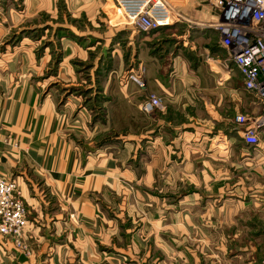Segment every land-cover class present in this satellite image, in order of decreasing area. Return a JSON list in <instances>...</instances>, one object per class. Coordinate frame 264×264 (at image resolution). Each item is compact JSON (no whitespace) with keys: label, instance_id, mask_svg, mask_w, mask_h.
I'll use <instances>...</instances> for the list:
<instances>
[{"label":"crops","instance_id":"obj_1","mask_svg":"<svg viewBox=\"0 0 264 264\" xmlns=\"http://www.w3.org/2000/svg\"><path fill=\"white\" fill-rule=\"evenodd\" d=\"M22 1L29 13L51 2ZM201 2L181 10L189 8L188 19L149 36L172 33L165 57L140 47L129 59L145 65L144 89L121 73L107 76L105 117L97 123L77 91L95 89L98 77L84 78L70 64L78 55L88 60L89 49L73 44L52 77L45 76L49 60L37 67L29 49L19 59L22 74L11 71L16 58L1 63L15 84L0 93V172L18 184L28 206L31 254L0 234V264H193L197 257L186 246L198 223L192 211L230 202L264 209V128L252 147L240 124H228L264 105L235 65L243 88L232 89L227 74L222 81L230 88L218 91L224 47L211 24L219 17ZM114 15L123 17L116 5ZM125 33L120 26L112 35ZM150 93L164 101L151 116L140 110ZM191 184L208 195L197 193L191 203Z\"/></svg>","mask_w":264,"mask_h":264},{"label":"rangeland","instance_id":"obj_2","mask_svg":"<svg viewBox=\"0 0 264 264\" xmlns=\"http://www.w3.org/2000/svg\"><path fill=\"white\" fill-rule=\"evenodd\" d=\"M169 1L180 11L185 9L187 4L191 6L192 2H199V0ZM202 1L201 5L206 9L209 8L207 3ZM48 5L29 13L24 12L22 0H0V67L1 63L6 67L10 60L16 58L17 65L11 67V71L22 74L19 59L21 61L25 50L29 49L30 56L36 59L37 67L40 61L49 60L46 67L49 70L45 76L52 77L58 74L64 59L72 52L70 47L73 44L78 43L85 47V50L89 49L91 54L88 60L81 59L78 55L70 61V64L76 73L82 74L84 78L92 72L98 77V85L95 89L82 88L77 91L78 96L83 98V106L89 107L88 112L96 123L105 117L103 105L107 98L103 94V84L107 76L118 72L128 79L129 74L135 73L143 79L147 72L145 65L136 62L130 64L131 56L134 54L133 56L136 57L140 47L150 49L152 54H160V51L172 43L168 37L171 32H163L150 38L152 32H136L134 27L124 23L123 17L116 19L114 0H51ZM184 14V18L188 19L191 15L189 8ZM215 14L217 13L214 12ZM120 26L126 28V33L113 36L114 30ZM258 28L264 31V22L260 23ZM219 43L222 45L218 36V46ZM221 52V56H218V71H220L218 91L230 88L222 81L227 74H231L229 81L233 83L232 89H242L243 81L238 75L237 68L234 67L228 49L224 48ZM166 54L167 50H164L163 57ZM37 67L34 68L37 70ZM121 67H123L122 71ZM7 72L0 68L1 94L7 91L9 85L15 84L4 78ZM162 109L164 107L160 110ZM262 114L263 112L254 117L242 116L253 122ZM236 122L235 118L228 124L237 125ZM186 190L190 191L191 203H195V199H198L197 193L203 198L208 195V193H199L194 184L187 186ZM225 205L223 209L218 208V210L209 208L205 213L192 211L191 217L198 223L191 226L186 246L197 257L193 264H264V209L262 207L248 209L236 202ZM173 233L178 234L174 230Z\"/></svg>","mask_w":264,"mask_h":264},{"label":"built area","instance_id":"obj_3","mask_svg":"<svg viewBox=\"0 0 264 264\" xmlns=\"http://www.w3.org/2000/svg\"><path fill=\"white\" fill-rule=\"evenodd\" d=\"M121 10L124 23L139 32H153L173 25L183 19V14L169 0H115ZM218 14L217 22L211 25L228 49L233 63L243 76L245 89L264 105V31L258 28L264 22V0H205ZM128 79L145 88L143 79L131 73ZM164 107L163 98L150 94L140 105L145 115H153ZM243 126V139L257 147L259 131L264 128L263 114L252 120L237 116ZM28 206L18 184L0 172V234L14 242L16 247L31 254L24 236L28 224ZM71 219L75 215L70 216Z\"/></svg>","mask_w":264,"mask_h":264}]
</instances>
